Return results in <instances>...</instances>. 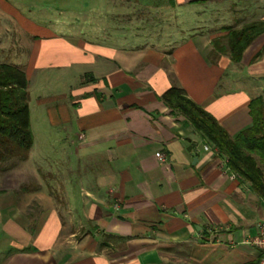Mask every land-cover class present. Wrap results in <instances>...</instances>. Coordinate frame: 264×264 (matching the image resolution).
<instances>
[{"label": "crops", "instance_id": "crops-1", "mask_svg": "<svg viewBox=\"0 0 264 264\" xmlns=\"http://www.w3.org/2000/svg\"><path fill=\"white\" fill-rule=\"evenodd\" d=\"M3 1L16 22L0 33L6 54L31 35L19 69L28 82L35 71L82 70L39 100L51 104L47 130L60 147L40 156L53 170L29 164L30 108L28 158L0 163V264L257 261L247 241L264 200L162 95L177 85L232 136L249 128L252 98L264 100V32L236 63L225 28L264 21V0H89L98 44L61 37Z\"/></svg>", "mask_w": 264, "mask_h": 264}, {"label": "trees", "instance_id": "trees-1", "mask_svg": "<svg viewBox=\"0 0 264 264\" xmlns=\"http://www.w3.org/2000/svg\"><path fill=\"white\" fill-rule=\"evenodd\" d=\"M225 31L230 59L238 63L247 46L264 32V21H254L236 30L226 27ZM26 77L16 66L0 65V163L25 161L34 142ZM162 97L173 112L188 119L207 144L227 158L226 165L233 174L247 181L251 190L264 200V100L252 98L249 109L252 123L232 136L177 85L171 86ZM258 263L259 259L245 264Z\"/></svg>", "mask_w": 264, "mask_h": 264}, {"label": "rangeland", "instance_id": "rangeland-1", "mask_svg": "<svg viewBox=\"0 0 264 264\" xmlns=\"http://www.w3.org/2000/svg\"><path fill=\"white\" fill-rule=\"evenodd\" d=\"M0 0V33H4L6 35V31L8 28L12 31L14 30V26H16L15 19L9 17L8 14L4 12L2 2ZM5 1V2H4ZM4 3L9 4L10 8L17 9V11L23 15L31 18V20L35 22H44L47 27L50 29L56 30L61 37H66L68 39L77 40L79 38H84L91 43H99L102 40V36L100 35L99 30V22L101 19L99 18L98 13H94L91 15V19L85 18V11L83 10L87 2L89 0H4ZM109 6H113L115 4H111L109 1L107 2ZM114 7V6H113ZM44 20V21H41ZM52 20V23L50 21ZM108 22H112L110 18L107 19ZM52 25V26H51ZM10 33V32H9ZM11 34V33H10ZM8 35V34H7ZM78 35V36H77ZM12 39V35H10ZM26 38L24 41H19L13 49L17 50L13 56L7 55L4 42H0V64L6 63L9 65H16L19 69L26 70V64L28 62V50L31 45V35L28 33L25 35ZM77 36V38H76ZM2 37V36H0ZM144 36L140 35L136 39L141 40ZM15 41L18 38L17 33L14 37ZM21 38H23L21 36ZM20 38V39H21ZM107 41H115L112 38H105ZM12 45V44H11ZM22 48H27L24 53H20ZM80 68H71L69 67L67 70H57L45 72V75L41 72L35 71L34 73H29V88L28 95L30 96L29 100V108L31 109V122L33 123V131L36 136L34 145H33V153L30 156V163H35L37 167H42L41 170H53V166L44 158V160L40 157L46 155L48 157L57 154L59 150V146H55L54 144V134L52 136L50 130H47L49 126L48 121L46 120V110L50 107L51 104L44 103L39 105V100L42 97H50L53 96L56 92H65L70 84H76L75 77L80 73ZM68 79V80H67ZM68 82H67V81ZM237 87L235 84L234 88ZM52 130V129H51ZM58 130V129H57ZM58 132L64 133L63 131L58 130ZM70 131H68L69 133ZM56 137V136H55ZM71 138V137H70ZM52 158V157H51ZM3 165L0 164V167ZM261 203L264 205L263 201ZM260 203V204H261ZM261 204V205H262Z\"/></svg>", "mask_w": 264, "mask_h": 264}, {"label": "built area", "instance_id": "built-area-1", "mask_svg": "<svg viewBox=\"0 0 264 264\" xmlns=\"http://www.w3.org/2000/svg\"><path fill=\"white\" fill-rule=\"evenodd\" d=\"M205 149H206V151H208V150L214 149V148H212L209 144H206ZM159 156H160L159 157L160 161L165 160V156H163V155H159ZM232 177L234 178L236 176L232 175ZM114 207H116V205ZM247 242L249 245H252L261 251V253L259 255V263L258 264H264V222L261 223L259 225V227L257 228V235L255 237L251 238L250 240H248Z\"/></svg>", "mask_w": 264, "mask_h": 264}]
</instances>
